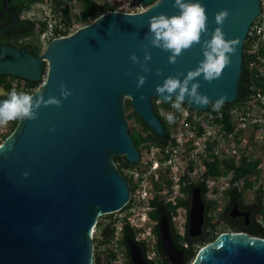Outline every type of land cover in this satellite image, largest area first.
Wrapping results in <instances>:
<instances>
[{
    "label": "water",
    "instance_id": "95a60500",
    "mask_svg": "<svg viewBox=\"0 0 264 264\" xmlns=\"http://www.w3.org/2000/svg\"><path fill=\"white\" fill-rule=\"evenodd\" d=\"M139 2L145 7L142 11L103 13L68 35L51 39L39 56L29 48H0V74L40 81L46 61L47 74L32 95L62 101L60 106H42L36 120L18 121L0 144V264H95L94 230L99 218L123 209L132 194L130 181L115 157L125 156L132 163L141 158L130 132L126 99L146 125L159 136H167L155 112L154 98L169 102L156 93V86L177 72L186 76L204 57L197 45L179 57L178 63L170 64V53L150 48L151 72L134 66L132 53L141 61L144 58L150 17L177 12L174 0ZM201 2L211 31L217 27L215 13L230 11L223 31L239 45L221 78L212 83L198 78L200 92L213 102L227 97L224 104L235 103L240 95L245 43L262 13V0ZM158 69L163 70V77L156 75ZM138 75L147 76L140 89L136 87ZM62 84L72 93L66 99L61 95ZM185 104L199 112L211 108L187 100ZM201 192V187L192 192L191 236L202 232L205 221ZM160 230L165 253L181 264L182 251L173 241L167 215ZM127 242L133 264H149L141 245L132 238ZM191 264H264V237L244 231L223 232L201 247Z\"/></svg>",
    "mask_w": 264,
    "mask_h": 264
},
{
    "label": "trees",
    "instance_id": "16d2710c",
    "mask_svg": "<svg viewBox=\"0 0 264 264\" xmlns=\"http://www.w3.org/2000/svg\"><path fill=\"white\" fill-rule=\"evenodd\" d=\"M21 3V7L23 10L29 9L32 5L35 4H43L45 2L48 3L51 8L52 16L54 18H58L64 21L67 25V29L63 31L56 30V36L59 35H67L70 33L72 28L71 23L77 22L79 26L75 28L73 31L78 28L87 25L94 21L98 16L103 13H106L110 10H117L115 5L112 2L105 1L104 3H100V0H18ZM262 13L261 15L254 21V24L260 23L264 25V0H262ZM75 8H79L80 12L77 15H73L72 12ZM122 11H130V10H122ZM73 16V19H72ZM47 27L46 17H43L41 20V27L39 31V35L45 31ZM253 35L249 34L244 47V62H243V74L240 81V95L235 103H227L223 104V106L217 111L213 110L211 107L207 112H222L223 113V121L225 122L226 127L230 128L231 123V114L230 111L234 108L236 109L240 102L252 98L253 94L256 91L264 92V37L260 34L254 33V28L251 29ZM44 45H40L38 48L39 52H43L45 50ZM159 105L167 106L166 109H170L172 106L163 103L159 98H154V108L158 117L162 120L167 136L161 137L159 136L152 128L145 124L142 117L134 110L131 100L129 98L126 99V113L129 120L134 121L136 123V127H131L130 132L133 137L134 143L139 150H143L144 143H150L158 146H166L171 141V133H170V123L167 119L161 114L159 110ZM186 105V104H184ZM187 106V105H186ZM188 110L193 113L194 111L187 106ZM206 113V112H200ZM19 121V120H18ZM18 121L11 122V129L8 133L4 134L3 141L5 138L10 135V133L15 129ZM138 124H140L143 129L141 131L137 130ZM203 128V127H201ZM119 158L115 157V161L118 164V167L122 174L127 177L130 181L132 195L136 190V183L133 177L127 173H125L124 169H130L132 163L129 162L125 156H122L123 163L119 164ZM261 159L259 158H251L243 156L240 158L239 162H236L232 159H222L220 157H213L211 160L206 162V171L205 175L208 176H221L227 175L231 172L234 174V178L232 180V188L227 189L229 195L232 197H242L244 189H254L256 184L259 182L261 167H260ZM135 166V165H134ZM166 176L161 175L159 180L153 182L154 189L156 191V195L150 200L149 204L151 206V211L148 216L149 219L154 223V233L159 238L158 241V259L155 261V264H170L168 260L164 258V249L161 243V230L160 223L164 217L167 215L172 231L173 241L176 244V247L180 250L185 251V261L183 264H190L192 258H195L198 254L201 247L205 244L209 243V241H213L217 237V233H212V237L210 239L200 240L197 237L191 236L189 233V223L186 229L180 233L178 232L176 225L173 221V211L177 210L179 207H183L186 211L187 218L190 216V204L192 199V192L195 187L202 188V198L206 204V216L209 221L214 219L213 211L217 208L219 204L218 198L212 197L208 198V187L206 182L204 181H195L192 180L189 174H185L183 176L184 187L182 188V193L180 196L176 198L175 201H167L166 194L164 193L167 185H169V181L164 179ZM242 184V187L240 185ZM257 192H261L260 197H264V189L260 186ZM132 203V200H131ZM128 206L124 209L126 210ZM111 213L105 215L107 219L106 223L102 221V217L99 218L97 224L98 234L94 236L95 242V264H102V253L101 248L107 246V263L108 264H119L118 254L116 250L118 249L116 245L120 244L123 248V255L125 258H130V251L128 248V238H132L138 243L143 244V247L146 248V241H139L137 238V234L139 229L132 226L130 222V215L127 214L123 217L119 215L124 211ZM120 220L123 222L121 230H120V239H115L118 223ZM245 232H248L252 235L264 237V209L261 211L260 217L256 220L254 226L247 228ZM197 246H200L197 247ZM148 248V247H147ZM154 262V261H153Z\"/></svg>",
    "mask_w": 264,
    "mask_h": 264
},
{
    "label": "built area",
    "instance_id": "2783aa9c",
    "mask_svg": "<svg viewBox=\"0 0 264 264\" xmlns=\"http://www.w3.org/2000/svg\"><path fill=\"white\" fill-rule=\"evenodd\" d=\"M41 5L44 6L43 17H46L47 27L40 37L42 44L47 46L51 39L64 36H56L55 32L57 29L58 31L66 30L67 24L52 16L51 8L47 2ZM134 7L129 12H139L145 9L139 0H136ZM253 28L254 33L264 37V25L253 23L251 29ZM70 33L72 32L70 31ZM249 34L253 35V32L250 30ZM193 111L191 113L187 107L182 112L172 111L174 122L170 123L171 141L168 145L158 146L144 143L143 150H140L141 158L137 162L139 165H143L141 171L128 169L132 173L129 175L135 180L136 190L133 195L131 194L127 205L121 209L124 210L128 206L119 215L120 217L129 214L131 222V217L141 209L146 215L149 214L151 211L149 202L156 195L153 182L159 180L162 174L166 176L164 179L169 181V185L164 191L167 201H175L181 195L185 174H189L192 180L206 182L209 189L208 198L223 192L232 185L234 174L231 172L227 175L207 177L205 175L206 162L213 157L228 158L236 162H239L243 156L259 158L262 170L259 179L264 180V159L255 153L259 150L258 146H263L260 149L264 154V92L256 91L252 98L240 102L236 109L230 111V128L226 127L221 111L217 113ZM219 181L222 182L220 186L217 184ZM182 209L183 207H179L173 211V221L175 214ZM122 224L123 222L120 220L115 236L117 240L121 236ZM132 226L134 225L132 224ZM136 228L141 231L140 226ZM178 232L182 233L183 231L178 229Z\"/></svg>",
    "mask_w": 264,
    "mask_h": 264
},
{
    "label": "clouds",
    "instance_id": "9594fccd",
    "mask_svg": "<svg viewBox=\"0 0 264 264\" xmlns=\"http://www.w3.org/2000/svg\"><path fill=\"white\" fill-rule=\"evenodd\" d=\"M173 7L177 9L175 14L160 13L150 17L148 32L145 34L147 44L143 45L144 58L141 61L136 53H132V64L139 65L143 72L150 73L148 67L152 60L150 48H157L165 53H170L168 62L178 63L187 50L199 45L202 49L203 59L199 65L187 72H177L163 79L162 84L156 86V93L166 102L171 103L173 109L183 111L182 105L186 102L200 107L211 105L213 110H219L227 97H222L213 102L210 97L200 92L202 84L198 78L212 83L221 78L224 70L231 64V55L238 49L237 39H227L223 31V25L230 15L228 9H222L215 13L217 27L211 31L208 27L209 17L206 6L201 0H174ZM208 36L210 38L205 39ZM127 75L131 76L129 71ZM156 75L163 77L162 69H158ZM183 77V79H181ZM147 80L146 75L137 76V89L142 88ZM61 95L66 99L72 95L66 85L60 86ZM62 101L56 97L45 99L43 96L34 97L29 92L11 90L7 99L0 102V126H6L13 121L38 119L41 107L60 106ZM169 123L174 122L172 113L167 115ZM54 130V129H53ZM2 147V146H0ZM11 150V146L9 149ZM25 176L28 173H24Z\"/></svg>",
    "mask_w": 264,
    "mask_h": 264
},
{
    "label": "flooded vegetation",
    "instance_id": "af4514ba",
    "mask_svg": "<svg viewBox=\"0 0 264 264\" xmlns=\"http://www.w3.org/2000/svg\"><path fill=\"white\" fill-rule=\"evenodd\" d=\"M40 27L41 23L39 24L36 21H33L26 15V10L22 9L20 1L0 0V30L5 29L4 32L0 34V48L3 46H9L16 49L29 48L34 55L39 56L43 53L38 51L40 45H43L39 35ZM47 68L48 65L45 61L42 66L43 79L40 81H33L12 74H0V102H3L8 98L9 93L13 88L17 91L29 92L30 94L36 92L41 87L47 74ZM217 184L220 186L222 185V182L219 181ZM231 186L227 189H231ZM240 187H242V184ZM227 189L216 195L219 204L212 213L214 219L209 221L205 214L202 232L194 237H197L200 240H205L210 239L212 233H218V230H220L218 235L223 232H245L247 228L255 225L256 220L261 215V211L264 209V197L262 198L259 195H256L254 198L248 199L246 197L247 190L251 189H241V191H243L242 197H232L231 194L229 195L227 192ZM220 196L225 198L224 205L220 200ZM158 241L159 238L157 236L155 243L156 256L153 259L149 258L150 249L147 248V245L146 248H144L142 242L139 243L149 264H155V261L158 259V253L156 250L158 248ZM181 251L183 259L181 264H183L186 256L185 251ZM164 258L165 260H168L170 264H175L172 261V258L165 252ZM126 259L127 264H133L131 256Z\"/></svg>",
    "mask_w": 264,
    "mask_h": 264
},
{
    "label": "rangeland",
    "instance_id": "374dc122",
    "mask_svg": "<svg viewBox=\"0 0 264 264\" xmlns=\"http://www.w3.org/2000/svg\"><path fill=\"white\" fill-rule=\"evenodd\" d=\"M105 1L112 2L115 5V8H117V10H121V11L122 10H133L135 8L134 6H136V0H100V3L102 4ZM43 9H44V6L41 4L32 5L29 9L26 10V15L29 18H31L33 21H36L37 23L40 24L41 20L43 19ZM78 12H80V9L75 8L73 10L72 14L77 15ZM72 19H73V16H72ZM71 26H72V28L70 31L74 32L73 30L75 28H77L79 26V24L77 22H74V23L72 22ZM66 29H67V26H66ZM184 104L182 105L183 111H185L186 107L188 106V105L186 106ZM167 105H171V103H169ZM166 107L167 106H165V105H159V110H160L161 114L167 119V115L169 113H172V111L175 112L177 110L173 109L172 107L170 109H166ZM129 124H130V129H131V127L137 126L136 123L134 121H131V120H129ZM10 126H11V122L6 126H0V144L3 142L4 134H6L10 131ZM142 129H143V127L140 124H138L137 130L141 131ZM260 147H263V146H258L259 150L255 151V153L257 155H260V157L262 159H264V154H263V151H261ZM117 157H121V159L119 158V161H118L119 164L123 163L122 156H117ZM142 166L143 165L142 164L139 165V163H132L130 169L131 170H134V169L137 170L138 169L139 171H141ZM124 170H125V173L132 174L131 172L128 171V169H124ZM133 175L135 176V174H133ZM260 186L262 187V189H264V180L259 179V182L256 184L254 189L247 190L246 197L248 199H252L256 195H260L261 192L256 191L257 189H259ZM224 199L225 198L223 196H220V200L222 201L223 205L225 202ZM102 221H104L106 223L107 219L105 217H102ZM174 221H175V225L177 227V230L179 229L180 231H184L186 229V221H188L187 223H189V219L187 218V214H186V211L184 208L175 214ZM131 222L135 227H138V226L141 227L140 228L141 231L138 232L137 238L139 241H146V245L150 249L149 250V258L153 259L156 256L155 243L157 240V235L153 231L154 223L149 219L148 215H146V213H144V210H142V209L139 212H137L135 216L131 217ZM219 232H220V230H218V233ZM96 234H98L97 227L95 229L94 236ZM209 242H211V241H209ZM116 247L118 248L116 250V253L118 254V258H119L118 263L119 264H127V259L125 258V256H123L124 250H123L122 246L120 244L119 245L117 244ZM197 247L200 248V246H197ZM106 249H107V246L101 248L102 264H108L107 263ZM194 259L195 258H192L191 260L193 261ZM191 262H190V264H191Z\"/></svg>",
    "mask_w": 264,
    "mask_h": 264
}]
</instances>
